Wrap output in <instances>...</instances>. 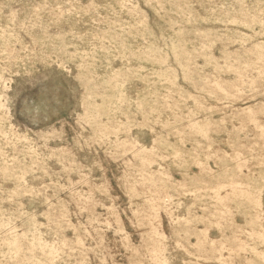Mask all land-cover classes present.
<instances>
[{"label": "rangeland", "instance_id": "374dc122", "mask_svg": "<svg viewBox=\"0 0 264 264\" xmlns=\"http://www.w3.org/2000/svg\"><path fill=\"white\" fill-rule=\"evenodd\" d=\"M0 264H264V0H0Z\"/></svg>", "mask_w": 264, "mask_h": 264}]
</instances>
